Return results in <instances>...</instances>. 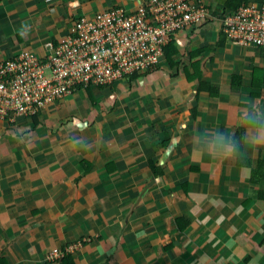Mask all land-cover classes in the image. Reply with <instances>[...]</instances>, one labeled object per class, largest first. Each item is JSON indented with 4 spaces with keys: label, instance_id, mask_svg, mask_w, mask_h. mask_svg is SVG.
<instances>
[{
    "label": "crops",
    "instance_id": "obj_1",
    "mask_svg": "<svg viewBox=\"0 0 264 264\" xmlns=\"http://www.w3.org/2000/svg\"><path fill=\"white\" fill-rule=\"evenodd\" d=\"M149 1L0 0V63L49 54L80 16ZM200 1L217 20L178 32L148 72L0 117V264H264V146L201 155L242 135L250 100L264 113L263 51L220 20L263 0Z\"/></svg>",
    "mask_w": 264,
    "mask_h": 264
},
{
    "label": "built area",
    "instance_id": "obj_2",
    "mask_svg": "<svg viewBox=\"0 0 264 264\" xmlns=\"http://www.w3.org/2000/svg\"><path fill=\"white\" fill-rule=\"evenodd\" d=\"M200 0H150L131 11L115 7L80 16L50 52L24 50L0 63V117L35 116L80 85H106L150 70L176 34L217 20ZM231 40L264 54V0L222 13ZM60 251L53 258L59 259Z\"/></svg>",
    "mask_w": 264,
    "mask_h": 264
},
{
    "label": "clouds",
    "instance_id": "obj_3",
    "mask_svg": "<svg viewBox=\"0 0 264 264\" xmlns=\"http://www.w3.org/2000/svg\"><path fill=\"white\" fill-rule=\"evenodd\" d=\"M252 110L245 113L239 112L238 125L243 129L242 135L237 139L234 133L224 131L222 137L215 140V149H208L201 152V155H207L211 159H229L241 157L246 149L264 146V113L256 110V103L251 101ZM73 124L79 127L81 121L74 118ZM75 144L80 147H86L85 140L81 137H72Z\"/></svg>",
    "mask_w": 264,
    "mask_h": 264
},
{
    "label": "trees",
    "instance_id": "obj_4",
    "mask_svg": "<svg viewBox=\"0 0 264 264\" xmlns=\"http://www.w3.org/2000/svg\"><path fill=\"white\" fill-rule=\"evenodd\" d=\"M172 45H174V44H172V42L168 45V47H167V56L169 57L170 55H172V54H170L171 52H170V47L172 46ZM136 74V73H135ZM133 76H134V74H133Z\"/></svg>",
    "mask_w": 264,
    "mask_h": 264
},
{
    "label": "rangeland",
    "instance_id": "obj_5",
    "mask_svg": "<svg viewBox=\"0 0 264 264\" xmlns=\"http://www.w3.org/2000/svg\"><path fill=\"white\" fill-rule=\"evenodd\" d=\"M167 48L166 49H164V54H163V58H165L166 56H167ZM149 71V70H148ZM148 71H144V72H141V73H145V72H148Z\"/></svg>",
    "mask_w": 264,
    "mask_h": 264
}]
</instances>
